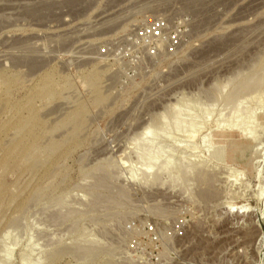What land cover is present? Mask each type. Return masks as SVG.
Listing matches in <instances>:
<instances>
[{
  "label": "rangeland",
  "instance_id": "1",
  "mask_svg": "<svg viewBox=\"0 0 264 264\" xmlns=\"http://www.w3.org/2000/svg\"><path fill=\"white\" fill-rule=\"evenodd\" d=\"M0 264H264V0H0Z\"/></svg>",
  "mask_w": 264,
  "mask_h": 264
},
{
  "label": "built area",
  "instance_id": "2",
  "mask_svg": "<svg viewBox=\"0 0 264 264\" xmlns=\"http://www.w3.org/2000/svg\"><path fill=\"white\" fill-rule=\"evenodd\" d=\"M165 32L166 25L164 21L160 19L151 26L140 28L133 36L132 45L143 49L148 55H156L163 46L165 39L168 44L173 45L175 43L174 36H168ZM145 228L148 236L155 239L157 234L154 227L148 225Z\"/></svg>",
  "mask_w": 264,
  "mask_h": 264
}]
</instances>
